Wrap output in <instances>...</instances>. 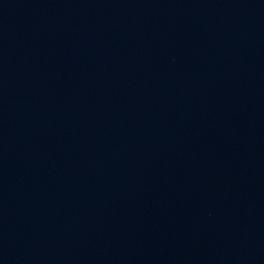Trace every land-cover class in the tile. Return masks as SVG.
Listing matches in <instances>:
<instances>
[{"label":"water","instance_id":"1","mask_svg":"<svg viewBox=\"0 0 264 264\" xmlns=\"http://www.w3.org/2000/svg\"><path fill=\"white\" fill-rule=\"evenodd\" d=\"M0 264H264V0H0Z\"/></svg>","mask_w":264,"mask_h":264}]
</instances>
